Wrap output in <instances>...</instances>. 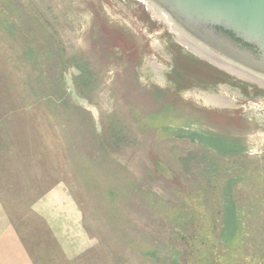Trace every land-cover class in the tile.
<instances>
[{
  "label": "rangeland",
  "instance_id": "1",
  "mask_svg": "<svg viewBox=\"0 0 264 264\" xmlns=\"http://www.w3.org/2000/svg\"><path fill=\"white\" fill-rule=\"evenodd\" d=\"M157 20L0 0V264H264V94L156 54Z\"/></svg>",
  "mask_w": 264,
  "mask_h": 264
},
{
  "label": "water",
  "instance_id": "2",
  "mask_svg": "<svg viewBox=\"0 0 264 264\" xmlns=\"http://www.w3.org/2000/svg\"><path fill=\"white\" fill-rule=\"evenodd\" d=\"M140 1L190 47L264 85V0Z\"/></svg>",
  "mask_w": 264,
  "mask_h": 264
},
{
  "label": "bare ground",
  "instance_id": "3",
  "mask_svg": "<svg viewBox=\"0 0 264 264\" xmlns=\"http://www.w3.org/2000/svg\"><path fill=\"white\" fill-rule=\"evenodd\" d=\"M125 2H127L128 4H131V5H133L134 7H135V9L138 11V13H139V10L141 11V14L142 15H144L145 16V18L148 20V21H150L149 22V25H150V27H153V25H154V22L153 21H155V20H157V18H159L158 20L160 21L161 20V24L160 25H158V31L160 32V35H158V34H156V41L158 42V44H157V42L155 41L154 42V48H155V50H156V54H159L162 58H166V60L167 61H170V63H173L174 65H175V62H177V64L179 65V62H178V60L177 59H172V56H174V57H176V55L175 54H170V52H169V50H168V48L166 47V45L164 44V42L163 41H168L167 39H171L172 41H173V43L172 42H170V44H174L175 43V45H176V47H177V50H179V52L178 53H180V54H182L184 57H186V58H188V59H190V60H193V61H195V62H197L198 64H203V65H205L208 69H214V70H216V72H218V73H220V74H222V76H225L227 79H230V80H232L233 82L235 81V83L234 84H237V88L239 89V91L240 92H246L247 93V91L246 90H248V89H250V90H252V91H254V93L252 94V95H254V96H259L260 94L261 95H263L264 94V85H262L263 83H260V82H258V81H255V80H253V79H251V78H246V77H243V76H241L240 75V73H237V72H235L234 70H232V68H230L229 66H227V65H224V64H221V62L220 63H218L219 61H218V59L216 58V57H214V56H211L209 53H207L206 51H204V52H200L198 49H195L194 47H190L187 43H185L184 41H182L177 35H175V34H173L172 32H170L169 30H168V28L166 27V24L164 23V19H162L159 15H158V17H157V15H156V13H152L151 12V10L149 11V10H147L146 9V7L144 6V5H142V3H140L139 1H137V0H124ZM149 12H151V13H149ZM151 18V19H150ZM157 20V21H158ZM164 25V26H163ZM155 28H157V27H155ZM157 30V29H156ZM181 34V33H180ZM182 35V34H181ZM171 36V37H170ZM160 37H162L161 39H160ZM159 38V39H158ZM153 42V41H152ZM162 44V45H161ZM153 45V44H152ZM164 48H163V47ZM197 46V45H196ZM198 47V46H197ZM199 48V47H198ZM205 53V54H204ZM158 55V56H159ZM177 55H179V54H177ZM183 56H181L182 58H183ZM209 56V57H208ZM171 57V58H170ZM211 57V58H210ZM169 58H170V60H169ZM213 58V59H212ZM216 61H215V60ZM182 63H184V64H186V66H185V68L188 70V71H190V72H192V73H195V77H193V78H195V79H200L199 78V74L198 73H196V72H199V71H196L195 69V67H193L192 65H189L188 64V62L186 61H184V62H182ZM158 66V65H157ZM181 66H182V64H181ZM183 67V66H182ZM181 67V68H182ZM182 70V69H181ZM239 70V69H238ZM161 71H162V69H161ZM240 71V70H239ZM161 74H163V73H161ZM161 76H163V75H161ZM160 76V77H161ZM198 76V77H197ZM164 77V76H163ZM212 78H217V77H215V76H213V75H211V77L209 78V79H207V81L208 82H202L203 83V85L204 86H206L208 89H212V87H221L222 89H223V92L224 93H230V92H228V91H230V90H232L233 88L232 87H230V83H227L228 81H221V79H218L217 78V80L216 81H214L213 82V80H211ZM226 78H222V79H226ZM162 79V78H161ZM199 81V80H198ZM173 83V86L174 85H176L177 87H179L178 86V83L176 84V83H174V82H172ZM247 83H249V84H247ZM252 83V84H251ZM208 84H211V85H209V86H207ZM254 84V85H253ZM176 87V88H177ZM233 87H234V85H233ZM236 87H235V89H237ZM202 89H203V87H202ZM197 90H198V88H197ZM205 90V89H204ZM194 91V90H193ZM201 91V90H200ZM207 91V90H206ZM212 91V90H211ZM196 91H194V93H195ZM205 92V91H204ZM232 92V91H231ZM257 92H260V94L259 93H257ZM190 93L192 94V91L190 90V91H187L186 89H185V92L183 91V93H181L183 96H185V97H187L186 96V94H188V96L190 95ZM194 93H193V96H194V99H198L197 97H198V95H197V93L194 95ZM203 93V92H202ZM211 93L212 92H210V96L208 95H206L207 96V98L208 99H210L211 98ZM227 93L226 94H224V95H227ZM233 93V92H232ZM236 94V93H235ZM250 94V93H249ZM201 95V94H200ZM220 96L221 95H223L222 93L221 94H219ZM223 95V96H224ZM238 95V94H237ZM202 96V95H201ZM205 96V97H206ZM223 96H221V97H223ZM200 97V96H199ZM205 100H206V98L204 97V96H202ZM226 97V99H228L229 97L228 96H224V98ZM214 98V97H213ZM225 99V100H226ZM224 101V100H223ZM213 102V101H212Z\"/></svg>",
  "mask_w": 264,
  "mask_h": 264
},
{
  "label": "crops",
  "instance_id": "4",
  "mask_svg": "<svg viewBox=\"0 0 264 264\" xmlns=\"http://www.w3.org/2000/svg\"><path fill=\"white\" fill-rule=\"evenodd\" d=\"M1 32V31H0ZM3 35H2V32L0 33V40H1V37H2ZM12 42H13V40H11V41H9V44H10V47L12 48V50H11V52L13 53V56H18L15 52H13L14 50H13V45H12ZM19 59V58H18Z\"/></svg>",
  "mask_w": 264,
  "mask_h": 264
}]
</instances>
